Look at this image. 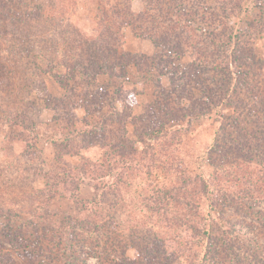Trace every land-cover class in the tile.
<instances>
[{
	"label": "rangeland",
	"instance_id": "1",
	"mask_svg": "<svg viewBox=\"0 0 264 264\" xmlns=\"http://www.w3.org/2000/svg\"><path fill=\"white\" fill-rule=\"evenodd\" d=\"M0 264H264V0H0Z\"/></svg>",
	"mask_w": 264,
	"mask_h": 264
},
{
	"label": "trees",
	"instance_id": "2",
	"mask_svg": "<svg viewBox=\"0 0 264 264\" xmlns=\"http://www.w3.org/2000/svg\"><path fill=\"white\" fill-rule=\"evenodd\" d=\"M35 9H36V11L37 10L39 11V7L36 6ZM127 14H128V12H127ZM137 16H139V18H140L139 21L142 23L143 19H141V18H143L144 15H135L134 13H131V14L129 13V15H124L122 17H123L124 20L127 21V25L131 28L133 26V24H134L133 23L134 22L133 18H135ZM152 19H154V18H152ZM151 28H152V29H150L151 31H153L154 29H157L155 27H151ZM145 31H146V34H147L148 33V29L145 30ZM169 31L168 32L166 31V32L162 33V36H160V30H159V32H157V30H156L155 34L158 35V37H160L162 40L165 41L166 38H169L170 36L174 35L172 29H170ZM140 36L143 37L142 34H140ZM149 39L153 43L156 42L155 37L152 38L150 36ZM74 43H75V45L77 47H80V49H81L80 53H82V55H84L85 58H84V61L80 60V59L76 60L72 64V67L73 66L81 67L86 75H91V76L99 75L101 73V71L110 69V64H109V66H108V64L106 65V63H105L106 61H104L103 56H102V55H104L103 52L105 50L107 51V49H108L107 47H104L105 50H101V48L103 46L100 49H98V48L95 47L94 44L92 45L87 38H81V39L78 38V40H76V42H74ZM171 51L174 52V49H171ZM97 57L103 62L102 66H99V64L96 63V60H98ZM54 61L56 63H58V64H62L65 68H68V71L74 73L75 68L74 67L73 68L72 67L69 68L68 67L69 65L63 64V60L55 59ZM85 61H86V63H85ZM127 63H128V61H126L124 64L121 63V62H117L116 66H120L121 72H125V69L128 67ZM8 122L11 123L12 126H16L17 125L16 123H12L13 121L10 118L8 119ZM54 143L57 145V142H54Z\"/></svg>",
	"mask_w": 264,
	"mask_h": 264
}]
</instances>
